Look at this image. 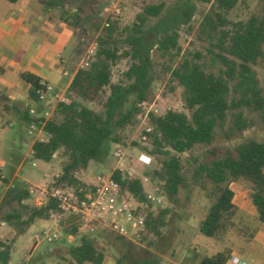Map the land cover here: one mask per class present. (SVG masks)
<instances>
[{
    "label": "trees",
    "instance_id": "1",
    "mask_svg": "<svg viewBox=\"0 0 264 264\" xmlns=\"http://www.w3.org/2000/svg\"><path fill=\"white\" fill-rule=\"evenodd\" d=\"M95 1L46 2L60 8L66 5L74 8L70 16L61 20L71 27L83 26L95 37V53L87 65L76 69L64 101L55 105L49 118H37L25 111L26 124L42 121L47 136L45 141L33 142L32 155L42 161L52 160L54 153L61 157V172L53 185L66 184L77 192L86 187L77 173L87 169L91 161L104 157L111 143H119L120 132L142 112V104L147 101L152 85L150 51L154 45L145 41V28L148 18L158 16L164 8L163 3L144 7L136 21L125 29L128 31L124 40L126 48L121 49L116 25L111 23L100 29L99 23L91 22L89 8ZM196 1L210 5L200 32L208 38V52L219 68L209 70L203 62L182 55L169 69L170 79L183 88L182 98L189 115L177 110H168L162 115L150 112L151 132L143 131V134L150 140L149 152L160 157V166L153 171V176L161 183L160 191L170 202L176 200L179 190L186 188L188 181L205 192L210 204L198 231L211 238L221 229L222 221L234 214V193L229 187L234 181L244 180L250 184V200L258 220L264 223V139H247L232 149L214 145L218 137L230 140L255 124L264 128V87L255 69L264 61V9L245 20L233 21L229 13L239 0ZM178 36L175 30L165 33L156 42V48L163 54L179 55ZM80 40L84 43V39ZM120 59H128L129 66L123 78L113 83L111 69ZM20 77L30 84V98L38 102L35 91L39 78L28 72L20 73ZM84 101H101L102 108L94 110ZM199 147L206 148L202 158L183 159V154ZM188 165L191 167L189 177L185 175ZM113 178L120 183L123 192H129L138 201L146 200L141 178H129L119 169L113 171ZM28 199V185L12 183L0 204V212L3 207L10 210L0 213V221L12 224L25 212L27 217L19 224L28 227L36 220H48L49 214L57 210L51 199L42 207L28 204ZM168 213L169 209L162 207L149 211L147 231L141 239L149 233L160 235ZM67 232L76 235V225L72 224ZM11 249V242L0 239V264L11 261ZM68 252L75 264H101L104 256L88 235H83ZM229 256V251H221L202 256L197 264H226ZM138 264L153 262L143 260Z\"/></svg>",
    "mask_w": 264,
    "mask_h": 264
},
{
    "label": "rangeland",
    "instance_id": "2",
    "mask_svg": "<svg viewBox=\"0 0 264 264\" xmlns=\"http://www.w3.org/2000/svg\"><path fill=\"white\" fill-rule=\"evenodd\" d=\"M159 3L164 4L163 10L156 17L150 16L145 28V41L154 45L150 51L152 85L148 91L147 101L142 104V112L137 115L132 124L127 125L120 132V142L111 143L106 155L99 160L91 161L87 169L77 173V177L85 185H90L95 181L97 174L108 175L111 170L118 166H121L124 171L133 170L136 177L146 176L145 189L152 193L161 194L164 199L162 208H168L169 213L166 216V225L160 229V235L149 233L145 239H141L137 243L160 251L164 249V243L167 239H185V241L193 239L194 230L197 229L200 220L205 217L210 201L206 198L205 192L192 184L191 181H188L186 188L179 190L175 201L170 202L166 198L160 191L161 183L153 176V171L160 166V157L149 152L151 149L150 140L143 134V131L147 132V129L151 128L148 122L150 112L162 115L168 110H177L189 115L182 98L183 88L170 79L169 69L179 62L182 55H188L203 62L209 70H218L219 64L212 60L208 52V38L201 35L200 32L201 22L210 5L196 0H96L89 11L91 12V22L99 23L100 29L103 27L106 17L112 19L111 23L116 25V35L122 42L121 49H125L124 40L128 35V31L125 29L136 21L137 14L142 12L144 7ZM46 7L49 11L51 9L52 17L56 18L60 25H68L61 20V17L70 16L74 8L70 5H66L64 8L53 5ZM106 7L110 11L107 12L108 14L104 12ZM263 9L264 0H239L237 5L230 11L229 18L233 21L245 20L254 13H261ZM70 28L74 29L80 39H84L86 44L81 43L80 47L83 50V59H86V51L91 47H96L95 37H91L83 26L77 28L70 26ZM174 30L179 34L177 43L181 49L180 54L172 56L163 54L156 48V42L162 35L171 33ZM128 66V59H120L114 62L111 69V81L116 83L123 78V73ZM255 69L259 82L264 87V61L257 65ZM83 103L94 110L102 108L101 101H84ZM12 120L15 123V128L8 127L4 132H0V158L7 163L2 170L10 176L16 171V176L13 178L16 183L25 185L46 183L50 186L55 174L61 172V157L56 155L50 161L36 159L30 151L32 136L27 134V130L20 129L14 117ZM43 134L46 136L45 133ZM247 139H264V128L260 124H255L247 128L241 135L230 140L218 137L214 145L232 149ZM117 148L122 151V156L119 159L115 158L113 154ZM205 149V147H199L183 154L182 157L184 160L190 158L191 161L195 158L200 159L205 153ZM31 162H34L35 165L32 166ZM190 166H193V163ZM190 166L188 165L185 169L187 177L191 173ZM9 180L7 178L6 182L0 181V185L2 184L0 187V204L7 188L14 183L11 182L10 184ZM27 203L32 205L31 200H28ZM9 210L8 207H3L0 213ZM26 217L27 213L24 212L21 218L12 224L0 221V239L12 243L10 260L13 264L20 262L26 264H75L68 249L78 244L83 235H88L93 239L97 247H100V245L96 239H120L119 236L106 229H98L94 234L82 230L69 237L67 230L70 226L66 225L61 219L59 221L51 219L36 220L28 227L20 225L19 221ZM42 228L57 231L59 237L52 242L41 239L36 244L33 235ZM181 228L185 230L183 233H180ZM197 239L208 240L210 238L199 234ZM84 264L92 263L85 262Z\"/></svg>",
    "mask_w": 264,
    "mask_h": 264
},
{
    "label": "crops",
    "instance_id": "3",
    "mask_svg": "<svg viewBox=\"0 0 264 264\" xmlns=\"http://www.w3.org/2000/svg\"><path fill=\"white\" fill-rule=\"evenodd\" d=\"M46 6L45 0H0V132L15 128L13 117L20 129L27 130L26 110L33 107L40 116L48 105L55 103L33 101L29 96L30 84L20 73H31L65 97L83 61L80 37L69 25H60ZM43 133L36 130L29 134L30 151L35 136H44ZM6 164L0 158V181L8 178L11 184L16 171L11 176L6 174L2 170ZM229 187L234 193V214L222 221L215 236L197 239L200 234L197 227L193 239H167L160 251L129 239H96L104 253L101 264H138L143 260H152L153 264H197L202 256L221 251H229L226 264H233L232 257H238L244 264H264V223L258 220L250 200V184L239 180ZM184 231L180 229V233Z\"/></svg>",
    "mask_w": 264,
    "mask_h": 264
},
{
    "label": "built area",
    "instance_id": "4",
    "mask_svg": "<svg viewBox=\"0 0 264 264\" xmlns=\"http://www.w3.org/2000/svg\"><path fill=\"white\" fill-rule=\"evenodd\" d=\"M104 12L108 14L110 11L106 7ZM111 20L106 17L103 22V27L109 26ZM94 53L95 47L88 49L86 51V59H83V63L81 64L87 65ZM63 74L64 76L67 75V71H64ZM35 94L38 102H55L53 105H48L40 116L37 115L35 108L28 109L31 116L37 118L42 117L45 120L51 116L55 105L65 99V97L54 92L52 85L44 81H39ZM36 130L39 133L43 132L42 121H39V124L35 122L28 124V134L33 135ZM147 132H151V128H148ZM35 138L39 141L46 140V137L38 134ZM121 153V149L117 148L113 154L115 158L119 159L122 156ZM52 157H56V154L54 153ZM31 165L34 166L35 163L32 162ZM115 169H119L121 172L127 174L129 178L136 177L133 170L124 171L121 166ZM115 169L111 170L108 175L103 173L97 174L92 184L78 189V192H81V194L66 184L53 185L60 175V173H57L50 186L46 183L28 185V200H31L32 205L35 207H42L49 199L53 200L56 203L57 210L49 214V219L58 221L61 219L69 226L74 224L78 231L85 230L88 233L94 234L98 229H106L116 236L133 241H140L147 231L146 220L148 212L162 207L164 199L161 194L146 190V200L142 202L138 201L129 192H123L120 183L113 178V171ZM141 179L144 185L147 177L144 176ZM68 218H71L72 221L68 222ZM58 237L59 233L52 231L50 228H42L33 235L36 244L41 239L52 242ZM69 237H72V235L69 234ZM231 261L233 264H244L238 257H232ZM5 264L13 263L10 261ZM18 264L26 263L20 262Z\"/></svg>",
    "mask_w": 264,
    "mask_h": 264
}]
</instances>
